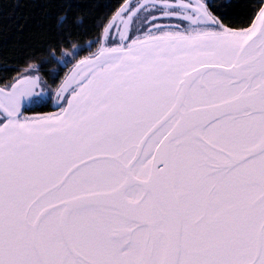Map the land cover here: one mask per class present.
Listing matches in <instances>:
<instances>
[{
    "label": "snow or ice",
    "instance_id": "snow-or-ice-1",
    "mask_svg": "<svg viewBox=\"0 0 264 264\" xmlns=\"http://www.w3.org/2000/svg\"><path fill=\"white\" fill-rule=\"evenodd\" d=\"M0 69V264H264V0H0Z\"/></svg>",
    "mask_w": 264,
    "mask_h": 264
},
{
    "label": "trees",
    "instance_id": "trees-1",
    "mask_svg": "<svg viewBox=\"0 0 264 264\" xmlns=\"http://www.w3.org/2000/svg\"><path fill=\"white\" fill-rule=\"evenodd\" d=\"M21 3H23V0H20ZM104 3H109V4H114L117 3V0H103ZM122 2V0H121ZM95 30H92V34L94 35ZM92 38L91 35H89L88 37H85V43H87L88 40H90ZM86 54V53H85ZM16 63H20L21 67L20 68H13L11 70V76L14 77L17 72H20L22 69L26 68V65L23 64L22 61L18 62V61H9V64L15 65ZM45 67L51 68L50 65H46ZM68 67H71V65H69ZM65 70L63 69V72L61 73V76H63V73ZM5 73L3 69H0V85H4L5 81L2 77H4ZM40 75L41 76H45L46 79H48L46 73L44 72L43 69L40 70ZM49 83H51V80L49 79ZM43 106H39L37 105L36 109L34 110L35 112H46V111H50L52 109V100L48 99L46 100V102H42Z\"/></svg>",
    "mask_w": 264,
    "mask_h": 264
},
{
    "label": "flooded vegetation",
    "instance_id": "flooded-vegetation-1",
    "mask_svg": "<svg viewBox=\"0 0 264 264\" xmlns=\"http://www.w3.org/2000/svg\"><path fill=\"white\" fill-rule=\"evenodd\" d=\"M28 74H32V73H28ZM0 87H4V85H0ZM42 87H43V85H42ZM53 94H55V93H53ZM51 100H52V105H53L54 100H55V99H53V96H52ZM36 107H37V105L27 106V107H24V111L28 115H34V114L35 115H45V114H48V113H55L57 111V109L52 106V109L50 111H46V112H35L34 110L36 109Z\"/></svg>",
    "mask_w": 264,
    "mask_h": 264
},
{
    "label": "rangeland",
    "instance_id": "rangeland-1",
    "mask_svg": "<svg viewBox=\"0 0 264 264\" xmlns=\"http://www.w3.org/2000/svg\"><path fill=\"white\" fill-rule=\"evenodd\" d=\"M70 69H71V67H67V68H65L64 70V72H68V71H70ZM28 74V73H27ZM40 74V73H39ZM28 75H35V73H32V74H28ZM42 88V85H38L37 87H36V89H35V91L38 93L39 91H40V89ZM53 99H55V94H53ZM31 106V105H30Z\"/></svg>",
    "mask_w": 264,
    "mask_h": 264
},
{
    "label": "water",
    "instance_id": "water-1",
    "mask_svg": "<svg viewBox=\"0 0 264 264\" xmlns=\"http://www.w3.org/2000/svg\"><path fill=\"white\" fill-rule=\"evenodd\" d=\"M0 88H2V87H0ZM54 102H55V100H54Z\"/></svg>",
    "mask_w": 264,
    "mask_h": 264
}]
</instances>
